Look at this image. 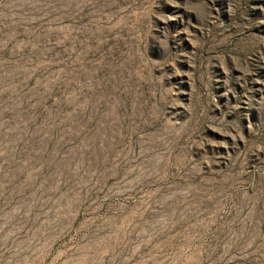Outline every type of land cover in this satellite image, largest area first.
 Wrapping results in <instances>:
<instances>
[{
	"label": "rangeland",
	"instance_id": "obj_1",
	"mask_svg": "<svg viewBox=\"0 0 264 264\" xmlns=\"http://www.w3.org/2000/svg\"><path fill=\"white\" fill-rule=\"evenodd\" d=\"M0 264H264V0H0Z\"/></svg>",
	"mask_w": 264,
	"mask_h": 264
}]
</instances>
